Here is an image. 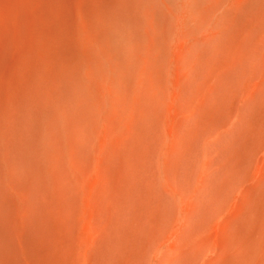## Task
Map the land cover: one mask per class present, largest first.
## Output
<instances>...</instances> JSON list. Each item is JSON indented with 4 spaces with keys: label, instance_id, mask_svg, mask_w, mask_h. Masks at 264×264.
Returning a JSON list of instances; mask_svg holds the SVG:
<instances>
[{
    "label": "bare ground",
    "instance_id": "bare-ground-1",
    "mask_svg": "<svg viewBox=\"0 0 264 264\" xmlns=\"http://www.w3.org/2000/svg\"><path fill=\"white\" fill-rule=\"evenodd\" d=\"M0 264H264V0H0Z\"/></svg>",
    "mask_w": 264,
    "mask_h": 264
},
{
    "label": "rangeland",
    "instance_id": "rangeland-1",
    "mask_svg": "<svg viewBox=\"0 0 264 264\" xmlns=\"http://www.w3.org/2000/svg\"><path fill=\"white\" fill-rule=\"evenodd\" d=\"M258 161H260V159L258 158Z\"/></svg>",
    "mask_w": 264,
    "mask_h": 264
}]
</instances>
